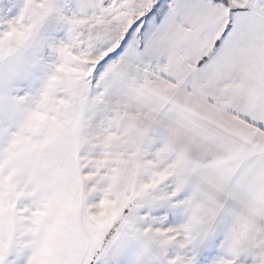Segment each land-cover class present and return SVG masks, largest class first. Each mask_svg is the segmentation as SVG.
Here are the masks:
<instances>
[{
	"label": "snow or ice",
	"instance_id": "snow-or-ice-1",
	"mask_svg": "<svg viewBox=\"0 0 264 264\" xmlns=\"http://www.w3.org/2000/svg\"><path fill=\"white\" fill-rule=\"evenodd\" d=\"M0 264H264V0H0Z\"/></svg>",
	"mask_w": 264,
	"mask_h": 264
}]
</instances>
